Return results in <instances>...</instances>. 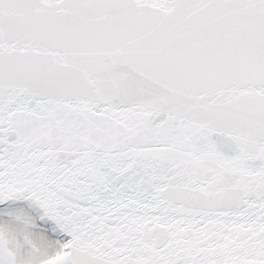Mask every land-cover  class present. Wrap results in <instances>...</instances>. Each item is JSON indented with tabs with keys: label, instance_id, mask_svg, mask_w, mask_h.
<instances>
[{
	"label": "snow or ice",
	"instance_id": "snow-or-ice-1",
	"mask_svg": "<svg viewBox=\"0 0 264 264\" xmlns=\"http://www.w3.org/2000/svg\"><path fill=\"white\" fill-rule=\"evenodd\" d=\"M0 264H264V0H0Z\"/></svg>",
	"mask_w": 264,
	"mask_h": 264
}]
</instances>
